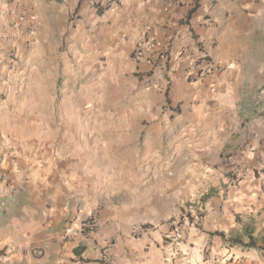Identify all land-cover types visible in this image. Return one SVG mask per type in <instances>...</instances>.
Here are the masks:
<instances>
[{
	"label": "crops",
	"instance_id": "obj_1",
	"mask_svg": "<svg viewBox=\"0 0 264 264\" xmlns=\"http://www.w3.org/2000/svg\"><path fill=\"white\" fill-rule=\"evenodd\" d=\"M255 36L264 0H0V264H264V249L234 240L264 235V150L236 162L255 172L241 179L221 155L255 110L250 70L232 63ZM61 44L77 72L49 63ZM199 45L226 67L192 83L183 48ZM60 71L57 89L44 78ZM180 174L172 201L192 210L175 238L169 224L144 227L158 218L146 189Z\"/></svg>",
	"mask_w": 264,
	"mask_h": 264
},
{
	"label": "rangeland",
	"instance_id": "obj_2",
	"mask_svg": "<svg viewBox=\"0 0 264 264\" xmlns=\"http://www.w3.org/2000/svg\"><path fill=\"white\" fill-rule=\"evenodd\" d=\"M72 17V20L75 18H78L76 16V12H74ZM247 47V50L244 51V58H247V60H240L235 59V62L233 63V66L239 64L245 69H249V76L248 80L251 88V97L253 99V102L255 103V110L251 112L250 119H247L243 115H241L239 121L240 125H234V137L231 141H227L224 145V147L221 149V155L225 156L228 160V163L233 160L234 162H240L243 164V158L246 157V151L248 148L254 145V148L262 149L264 150V38H259L257 36L251 37L249 40V45L245 46ZM70 47L65 49V44H61L59 46L61 53H52L51 55L48 54L49 57H51L50 64L58 65L59 68H70L73 69L74 73L77 72L78 68V58L75 55V52L73 50L69 49ZM64 51H66V54H63ZM64 59L66 62H63ZM53 72V71H52ZM142 76H140L139 82L143 81V85L145 86L144 77L145 74L142 73ZM90 74H80L78 71V76L75 77V79L71 80L73 84L78 88V91L82 88L83 90H86L87 85L90 83ZM46 81H48L49 84H53L56 86L57 89L64 88V85H66V77L62 74L60 71V74L57 76L52 77H46L44 78ZM70 84V83H69ZM146 87V86H145ZM148 88V87H147ZM59 91V90H58ZM88 95L87 92H85L83 95L78 93V102L82 101L83 97L85 95ZM57 95V94H56ZM59 99V95H57ZM120 103V102H119ZM121 104V103H120ZM86 107H84L83 111H85ZM124 106H122L120 109L123 111ZM248 112H244L245 115ZM257 113V116H256ZM245 123V126H242L241 124ZM245 127V128H244ZM147 129L151 130V127H147ZM177 130L175 129L172 134L178 135ZM170 139H164L162 142V145L164 147L166 146ZM170 143V142H169ZM156 146L155 143H152L150 146H147V148H154ZM145 147V145L143 146ZM157 147V146H156ZM156 147L154 149H156ZM159 148V146H158ZM165 149V148H164ZM174 150V148H173ZM243 151V153H242ZM176 152V151H175ZM175 152H171V155L168 154L166 159L164 161H167V163H175L178 158ZM237 164V163H236ZM230 168V167H229ZM232 170V169H231ZM231 172L232 176H236ZM148 176L153 178V181L155 180V177L158 176V173H151L149 170H147ZM135 173V172H134ZM134 173H132V178L135 179L133 176ZM136 175H139V173H135ZM125 175V173H124ZM163 176V175H162ZM166 176V175H165ZM159 179V177H158ZM176 179V182L171 179L169 175L165 177L163 180L164 184H160L157 180V186L151 185V187H148L146 189L147 199L148 201L152 202V204L157 205L152 206L153 208L157 209L158 211V218L156 220H152L149 222H146L144 224V227H156L157 225H165L169 224L172 229L176 228V225H179L180 223H184L183 221H186V217L191 214L192 207L189 204L186 206L185 209L181 208V206L178 205L175 201L173 202L172 199H176L177 194L176 192L179 190L176 189V183L177 180H179V187L185 186L186 178L185 174H180ZM161 186V187H160ZM150 199V200H149ZM193 205H196V203H193ZM151 205L142 206L140 209V215L146 212V208L150 207ZM160 206V207H159ZM160 208V209H159ZM194 212V211H193ZM195 212V213H199ZM170 213V216L167 217L166 214ZM199 216V214H198ZM190 219V217H189ZM180 226V225H179ZM178 226V227H179Z\"/></svg>",
	"mask_w": 264,
	"mask_h": 264
},
{
	"label": "built area",
	"instance_id": "obj_3",
	"mask_svg": "<svg viewBox=\"0 0 264 264\" xmlns=\"http://www.w3.org/2000/svg\"><path fill=\"white\" fill-rule=\"evenodd\" d=\"M102 1H103V6H107V5H111L115 0H102ZM203 19L205 21V24L212 23V19L207 13L204 14ZM157 43H158L157 38H152L149 42H147V46L152 47ZM28 45L30 46V42L28 43ZM141 50H142L141 47H138V49H136L135 56L138 59L141 58V53H142ZM183 52L186 53V56L189 58L185 71L188 80L192 83L197 82L198 80H202L203 78L215 74L216 72L223 71L226 67L223 63L219 62L218 60L214 59L212 56L208 55V53L204 49V46L202 45H199L196 51H194V49H191L190 47H185L183 48ZM15 57L16 55L14 56V58ZM145 61L149 65H153V61L149 57H147ZM155 81L156 80L152 77L151 72L144 77V82L146 87L152 86L153 84L156 83ZM229 165L232 168V171L236 175L237 179L247 178L251 176V174L255 175V172L252 168L249 167L240 168V166H238V164H236V162H234L233 160L229 162ZM261 171L264 174V170ZM262 191L264 192V187L262 188ZM196 216L198 217V215ZM95 225H96V218L94 217V215H90L89 218L86 220L84 227H94ZM172 232H174L173 236L176 238L179 235H181L182 230L180 228H175L172 230ZM37 254L42 255L43 250L42 249L38 250Z\"/></svg>",
	"mask_w": 264,
	"mask_h": 264
},
{
	"label": "trees",
	"instance_id": "obj_4",
	"mask_svg": "<svg viewBox=\"0 0 264 264\" xmlns=\"http://www.w3.org/2000/svg\"><path fill=\"white\" fill-rule=\"evenodd\" d=\"M208 56V55H207ZM85 229H91L89 228H85ZM252 233V232H251ZM250 233L249 235V240L247 242H244L243 240L239 239V238H235V242L244 244L246 246H250V247H257V248H262L264 249V235L261 236L260 238H256L254 237L252 234ZM219 234L224 235L222 232H220ZM260 242V244H259Z\"/></svg>",
	"mask_w": 264,
	"mask_h": 264
}]
</instances>
